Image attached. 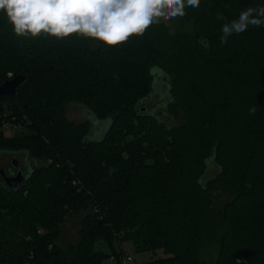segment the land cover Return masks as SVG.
I'll return each instance as SVG.
<instances>
[{
	"label": "trees",
	"instance_id": "obj_1",
	"mask_svg": "<svg viewBox=\"0 0 264 264\" xmlns=\"http://www.w3.org/2000/svg\"><path fill=\"white\" fill-rule=\"evenodd\" d=\"M262 5L201 0L180 18L191 30L162 22L111 48L17 36L0 12V85L25 76L0 98V116L25 127L0 129V169L20 152L29 165L18 187L0 177V264H121L125 241L166 254L136 264H205L210 213L226 227L216 264H264V27L225 41L216 16ZM154 68L173 77L167 110L180 125L142 109ZM75 213L79 240L61 247Z\"/></svg>",
	"mask_w": 264,
	"mask_h": 264
},
{
	"label": "clouds",
	"instance_id": "obj_2",
	"mask_svg": "<svg viewBox=\"0 0 264 264\" xmlns=\"http://www.w3.org/2000/svg\"><path fill=\"white\" fill-rule=\"evenodd\" d=\"M200 4L201 0H0V12L17 36L65 39L75 35L111 48L143 37L151 26L183 18L186 8ZM216 16L226 21L221 27L225 41L249 27H264V5L248 6L231 21L223 13Z\"/></svg>",
	"mask_w": 264,
	"mask_h": 264
},
{
	"label": "rangeland",
	"instance_id": "obj_3",
	"mask_svg": "<svg viewBox=\"0 0 264 264\" xmlns=\"http://www.w3.org/2000/svg\"><path fill=\"white\" fill-rule=\"evenodd\" d=\"M174 29H181L185 28L186 30H191L190 27H183L180 23V18L168 21ZM156 69L153 71V74L155 76L154 78V92H151L150 94V102L153 105H149L147 107L146 104H142L143 107L147 108V112L153 113V116L158 118L157 120L159 122H163L168 128L174 126V125H180L184 121V116L180 115L179 117L173 116L171 113H168V104L173 100L172 94H171V83L173 77L171 75H166V73L161 70L160 68H154ZM142 107V106H141ZM83 111V107L78 105H71L69 109L67 110L68 117L74 120H80L82 115H80V112ZM2 130L3 128L0 127ZM8 136L16 137L21 132H25L24 128L21 129H15L14 127H8L3 129ZM131 138V137H129ZM15 158V157H14ZM13 158V159H14ZM18 160V159H17ZM20 162L23 166H29L27 165V160H25V155L20 156ZM26 162V163H25ZM32 167L38 166L41 163H43L40 159H32L30 161ZM27 168V167H26ZM27 172H25L26 174ZM228 202V198L224 197L221 200L217 201V206L219 209H223L224 205ZM82 214H76L71 215L67 217V220L62 225V237L59 239L61 247L69 248V246L73 243H77L79 240V229H80V219ZM207 228H205L204 232V241L202 244V255L203 260L205 261V264H216L217 258L219 255L220 250V238L222 235L223 230L226 228L221 222L219 221L218 214L210 213L208 214V223L206 225ZM135 244L130 241H125L122 243L121 246H117V250H122L123 257L127 258V256H130L133 260L130 261L129 264H136V263H142L147 262L148 260L159 257L165 256L166 254L164 251L157 250V251H138ZM106 249V248H105ZM104 249V250H105ZM107 250V249H106ZM119 259L116 257H109L105 259V262L103 264H119Z\"/></svg>",
	"mask_w": 264,
	"mask_h": 264
},
{
	"label": "water",
	"instance_id": "obj_4",
	"mask_svg": "<svg viewBox=\"0 0 264 264\" xmlns=\"http://www.w3.org/2000/svg\"><path fill=\"white\" fill-rule=\"evenodd\" d=\"M25 81L24 75H17L14 78L6 80L4 83L0 85V98L2 96H14L17 93V88ZM155 85V84H154ZM154 87V86H153ZM13 165L18 168L19 163L17 159L12 161ZM0 175L3 180L11 187H18L20 183L25 180V174L19 170L17 174L10 175L7 174L5 169H0Z\"/></svg>",
	"mask_w": 264,
	"mask_h": 264
},
{
	"label": "flooded vegetation",
	"instance_id": "obj_5",
	"mask_svg": "<svg viewBox=\"0 0 264 264\" xmlns=\"http://www.w3.org/2000/svg\"><path fill=\"white\" fill-rule=\"evenodd\" d=\"M151 94V93H150ZM150 94L146 97V99L143 101V104H146L147 105V107L149 106V105H153L149 100H150ZM142 109L145 111V110H147V108H145V107H142ZM153 114V113H152ZM22 155H25L24 153H22V152H20V153H18L17 154V156H13L12 154L11 155H9V158H10V165L8 166H6L5 167V171L7 172V174H10V175H15V174H17L18 173V171L19 170H21L24 174H25V172H26V167L25 166H23L22 164H21V162H20V156H22ZM15 157V158H14ZM18 159V163H19V166H18V168L16 167V166H14L13 165V163H12V161L14 160V159ZM26 163V162H25ZM0 177L2 178V176L0 175ZM3 179V178H2Z\"/></svg>",
	"mask_w": 264,
	"mask_h": 264
},
{
	"label": "built area",
	"instance_id": "obj_6",
	"mask_svg": "<svg viewBox=\"0 0 264 264\" xmlns=\"http://www.w3.org/2000/svg\"><path fill=\"white\" fill-rule=\"evenodd\" d=\"M16 119L13 117L12 121L6 120L2 116H0V127L1 128H8V127H14L15 129H23L25 128L20 122L15 121ZM133 260L130 256H127V258H124L121 264H129L130 261Z\"/></svg>",
	"mask_w": 264,
	"mask_h": 264
}]
</instances>
